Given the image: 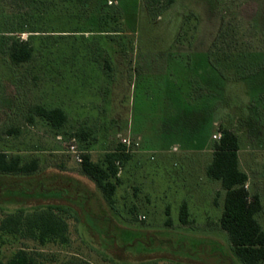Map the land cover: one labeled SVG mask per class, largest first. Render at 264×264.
<instances>
[{
	"label": "rangeland",
	"instance_id": "obj_1",
	"mask_svg": "<svg viewBox=\"0 0 264 264\" xmlns=\"http://www.w3.org/2000/svg\"><path fill=\"white\" fill-rule=\"evenodd\" d=\"M165 2L0 0V150L38 156L42 169L32 183L18 178L7 186L33 192L40 181L54 187L68 177L79 180L114 224L140 230L149 245L167 247L133 252L115 242L106 249L81 214L69 218L68 245L22 239L2 245L4 259L23 246L44 264H233L228 234L220 226L225 190L206 173L213 134L221 126L239 136L240 165L251 177V194L262 197L257 217L264 227V0ZM107 29L118 31L108 35ZM17 38L34 48L21 64L8 55ZM205 54L226 75L222 91L209 78L201 80ZM210 99L215 117L204 144L206 128L184 118V110H191L188 102ZM32 104L63 107L67 123L54 128L38 116L30 121ZM80 130L89 133L86 139L77 135ZM125 136L140 145L120 167L110 209L100 188L80 172L70 144L101 162ZM188 138L194 147L184 144ZM49 201L66 203L21 195L8 206L0 200V221L16 206ZM183 203L188 223L180 220Z\"/></svg>",
	"mask_w": 264,
	"mask_h": 264
},
{
	"label": "trees",
	"instance_id": "obj_2",
	"mask_svg": "<svg viewBox=\"0 0 264 264\" xmlns=\"http://www.w3.org/2000/svg\"><path fill=\"white\" fill-rule=\"evenodd\" d=\"M172 1L166 0L165 5H169ZM103 31L112 35L111 33L118 30ZM33 50L34 48L28 40L17 38L12 40L8 55L14 64H21L32 58ZM202 56L201 63L205 70L201 72V80L209 78L217 84V87L220 86L219 91H222L224 85L228 83L226 75L208 54ZM243 77L247 78V75ZM259 89H263V87ZM212 102L211 99L201 105L188 102L191 110L188 112L186 109L184 110V118H188L191 122L194 121L196 127L204 126L206 128L207 134L203 136L204 144L211 135V126L215 117ZM188 103H185L186 107ZM36 116L46 120L54 128H61L68 121V113L61 106L49 107L43 104H32L28 119L33 121ZM219 132L221 138L214 139L213 156L207 165L206 173L210 179L219 181L225 190L220 226L228 234L233 252V264H264V227L257 217L263 210L262 197L258 192L251 194L246 187L249 176L240 166L238 134L222 126ZM77 135L86 139L89 133L80 130ZM192 140L188 138L184 144L192 148L195 146ZM130 156L131 154L126 152V147L122 142L115 149L106 152L101 162L93 160L89 152L82 153L80 172L100 188L102 197L110 209H114L120 167L130 159ZM41 171V159L38 156L8 154L6 151L0 150V191L2 194L0 200L6 202L7 206L15 203L19 195L28 198L66 200V203L49 201L32 205L30 208L19 205L7 212L0 221V248L2 245L13 244L22 239L33 240L41 246H46L49 243L68 245L70 242L69 218L80 219L81 214L84 216V220L99 233L101 245L106 249L113 246L115 242H118L124 249L133 252L148 253L158 251L160 248H167L165 245L163 247L162 245L161 247L156 246L153 241L149 245L145 241V233L140 230L114 224L112 216L99 202L98 196L89 186H85L79 180L74 181L73 178L68 177L67 183L54 187L42 186L44 183L40 181V187L33 192H29L23 185L20 189L7 186L8 183H16L18 178H22V182L25 184L32 183V177ZM95 201L98 203L96 204ZM94 207L97 208V212ZM180 220L183 223L189 222L186 203L181 206ZM167 223L170 224V219ZM184 238L181 236L180 239L184 241ZM196 243L197 241H191L190 244ZM218 248L223 254L228 253L223 246L220 245ZM227 253L226 255H229ZM0 264L44 263L36 253L20 246L14 249L9 258L4 259L0 256ZM66 264H86V262L68 261ZM151 264L160 263L153 262ZM164 264L188 263L171 261Z\"/></svg>",
	"mask_w": 264,
	"mask_h": 264
},
{
	"label": "built area",
	"instance_id": "obj_3",
	"mask_svg": "<svg viewBox=\"0 0 264 264\" xmlns=\"http://www.w3.org/2000/svg\"><path fill=\"white\" fill-rule=\"evenodd\" d=\"M214 139H220L221 133H215L213 134ZM122 143L126 147V152H133L135 147L140 145L139 140H135L134 138H130V136H125L122 138ZM70 149L72 153L74 154V157L78 163H81L82 161V152L77 148V145L75 143L70 144ZM246 187H248V184H246Z\"/></svg>",
	"mask_w": 264,
	"mask_h": 264
},
{
	"label": "crops",
	"instance_id": "obj_4",
	"mask_svg": "<svg viewBox=\"0 0 264 264\" xmlns=\"http://www.w3.org/2000/svg\"><path fill=\"white\" fill-rule=\"evenodd\" d=\"M239 159H240V155H239ZM241 166V165H240ZM243 169V168H242ZM243 170H245V169H243ZM246 171V170H245ZM247 172V171H246ZM248 173V172H247ZM248 176H249V179H248V181H247V184L249 185V181H250V179H251V177H250V175H249V173H248ZM263 203V202H262Z\"/></svg>",
	"mask_w": 264,
	"mask_h": 264
}]
</instances>
